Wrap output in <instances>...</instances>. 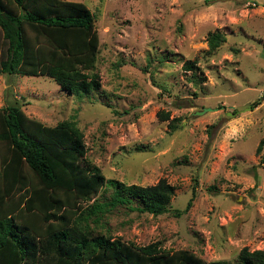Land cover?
Instances as JSON below:
<instances>
[{
  "label": "rangeland",
  "instance_id": "374dc122",
  "mask_svg": "<svg viewBox=\"0 0 264 264\" xmlns=\"http://www.w3.org/2000/svg\"><path fill=\"white\" fill-rule=\"evenodd\" d=\"M67 1L93 14L100 87L0 73V108L17 102L47 126L75 120L105 179L174 187L163 215L108 213L112 237L207 262L264 251V0ZM215 30L227 43L208 57ZM103 188L90 203L109 200Z\"/></svg>",
  "mask_w": 264,
  "mask_h": 264
},
{
  "label": "trees",
  "instance_id": "16d2710c",
  "mask_svg": "<svg viewBox=\"0 0 264 264\" xmlns=\"http://www.w3.org/2000/svg\"><path fill=\"white\" fill-rule=\"evenodd\" d=\"M93 22L82 2L0 0V73L46 76L70 93L98 89ZM206 41L211 57L227 36L215 30ZM85 154L75 120L47 126L17 102L0 108V264H264L260 249L243 247L233 261L207 262L189 250L169 253L157 243L112 237L108 213L163 215L175 189L165 179L150 186L105 179ZM104 186L112 189L109 200L90 203Z\"/></svg>",
  "mask_w": 264,
  "mask_h": 264
},
{
  "label": "water",
  "instance_id": "95a60500",
  "mask_svg": "<svg viewBox=\"0 0 264 264\" xmlns=\"http://www.w3.org/2000/svg\"><path fill=\"white\" fill-rule=\"evenodd\" d=\"M196 115H198L199 113L197 112V113H195Z\"/></svg>",
  "mask_w": 264,
  "mask_h": 264
}]
</instances>
